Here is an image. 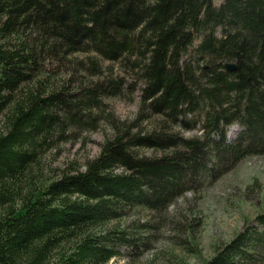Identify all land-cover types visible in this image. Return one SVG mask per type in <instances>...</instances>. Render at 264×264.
Returning a JSON list of instances; mask_svg holds the SVG:
<instances>
[{
    "label": "trees",
    "instance_id": "obj_1",
    "mask_svg": "<svg viewBox=\"0 0 264 264\" xmlns=\"http://www.w3.org/2000/svg\"><path fill=\"white\" fill-rule=\"evenodd\" d=\"M137 90L136 113L118 117ZM100 128L83 168L47 167ZM253 153L264 0H0V264H185L201 214L179 201ZM205 264H264V211Z\"/></svg>",
    "mask_w": 264,
    "mask_h": 264
},
{
    "label": "rangeland",
    "instance_id": "obj_2",
    "mask_svg": "<svg viewBox=\"0 0 264 264\" xmlns=\"http://www.w3.org/2000/svg\"><path fill=\"white\" fill-rule=\"evenodd\" d=\"M132 95L131 98L126 96L127 98L118 99L114 103L118 117L132 116L138 110L137 95H140V91L137 90ZM242 128L240 126L237 130H232L230 137L235 138ZM109 133H111L109 128L89 131L84 134V138L65 142L60 148L50 150L46 153L47 167H65L74 160H78L82 167L88 158L99 154L100 142ZM182 133L188 136L193 130H184ZM144 152L150 154L152 150L146 149ZM209 181L210 179L207 180L206 185L202 182L194 194L187 193L189 194L187 197L193 195L197 198L190 200L184 198L178 204L179 208L188 214L190 212L201 214V225L194 239L196 251L185 250L179 253L180 260L182 259L185 264H205L220 246L229 242L245 226L254 223L255 217L264 211V154L246 155L223 175ZM249 186H252L254 191ZM173 209L174 206L169 211ZM153 245H155L153 248L143 253L145 259L153 258L154 254L167 248L168 239L163 236ZM125 262V258L115 257L108 264H125ZM137 264L143 263L137 261Z\"/></svg>",
    "mask_w": 264,
    "mask_h": 264
},
{
    "label": "bare ground",
    "instance_id": "obj_3",
    "mask_svg": "<svg viewBox=\"0 0 264 264\" xmlns=\"http://www.w3.org/2000/svg\"><path fill=\"white\" fill-rule=\"evenodd\" d=\"M230 63H234V66H232L231 68L228 67V66H227V67H228L230 70H232V69H234V68L236 67V63H235V62H230ZM227 64H228V63H227ZM227 64H226V65H227ZM240 126L242 127L241 124L235 123V125L230 129V132H229V135H228L230 139H233L232 137H230V133H231V131H232V130H237ZM240 131H241V130H240Z\"/></svg>",
    "mask_w": 264,
    "mask_h": 264
},
{
    "label": "water",
    "instance_id": "obj_4",
    "mask_svg": "<svg viewBox=\"0 0 264 264\" xmlns=\"http://www.w3.org/2000/svg\"><path fill=\"white\" fill-rule=\"evenodd\" d=\"M227 66L231 68L232 66H234V63H228Z\"/></svg>",
    "mask_w": 264,
    "mask_h": 264
}]
</instances>
